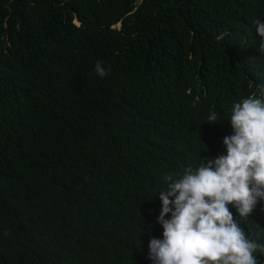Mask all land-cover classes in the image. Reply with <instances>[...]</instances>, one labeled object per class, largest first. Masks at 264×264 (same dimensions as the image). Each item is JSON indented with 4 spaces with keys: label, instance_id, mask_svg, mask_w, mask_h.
I'll return each mask as SVG.
<instances>
[{
    "label": "trees",
    "instance_id": "obj_1",
    "mask_svg": "<svg viewBox=\"0 0 264 264\" xmlns=\"http://www.w3.org/2000/svg\"><path fill=\"white\" fill-rule=\"evenodd\" d=\"M212 1L0 0V264H154L165 176L218 154L257 43L239 28L232 59L193 28L210 32ZM127 17L130 38L113 29ZM246 226L264 237V214Z\"/></svg>",
    "mask_w": 264,
    "mask_h": 264
},
{
    "label": "clouds",
    "instance_id": "obj_2",
    "mask_svg": "<svg viewBox=\"0 0 264 264\" xmlns=\"http://www.w3.org/2000/svg\"><path fill=\"white\" fill-rule=\"evenodd\" d=\"M254 2H261L259 12L245 17L244 4ZM209 7L214 10L210 32L195 19L193 28L212 40L225 41L231 58L239 28L252 29L257 43L242 54L251 60L237 61L236 100L218 132V154L187 168L179 179L165 176L169 183L158 193L162 209L157 217L163 239L154 237L149 245L154 264H257L253 254L264 246V237H255L254 242L246 236L248 220L264 214L263 206L255 209L264 198V0H214ZM113 29L130 38L136 32L134 19L123 18ZM95 72L107 75L99 61ZM216 120L217 113H210L209 123ZM212 134L206 127L202 137ZM65 154L84 157L76 149ZM169 213L171 219H165Z\"/></svg>",
    "mask_w": 264,
    "mask_h": 264
}]
</instances>
